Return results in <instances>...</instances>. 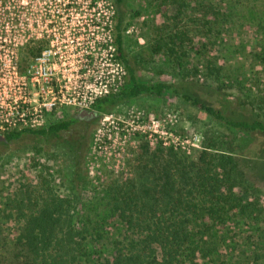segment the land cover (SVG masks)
<instances>
[{
	"label": "rangeland",
	"instance_id": "rangeland-1",
	"mask_svg": "<svg viewBox=\"0 0 264 264\" xmlns=\"http://www.w3.org/2000/svg\"><path fill=\"white\" fill-rule=\"evenodd\" d=\"M159 1L123 0L117 4L115 0H0V39L9 44L7 53L11 57L18 54L19 65L26 66L32 62L25 54L26 44L35 40L47 42L53 63L73 79L87 57L91 71L97 70L98 60L109 63L108 50L101 45L105 47L110 25L114 32L120 18L124 50L140 81L170 83L207 102L220 97V106L230 118L253 120L258 116L264 120V0H212L221 15L211 29L203 25L200 0H187L176 23L201 49L189 50L180 58L183 69L167 50L177 8L166 10ZM24 7L48 9L45 14L37 13L42 16L40 27L27 25ZM104 21L107 24L103 28ZM158 44L161 49L155 52ZM19 76L11 69L5 82L0 69V90L2 84L9 82L11 95L18 96ZM78 112L68 107L58 114L48 113L44 125ZM96 113L81 186L72 183L67 148L54 139L28 137L0 147V204L9 198L14 201L13 210L3 212L0 205V222L6 231L18 233L19 225L29 215L24 207L35 209L44 192L50 201L64 200L63 219L82 228L84 243L96 249L95 259L103 263L111 258L115 241L138 239L146 232L144 227L130 228L122 215H113L108 207L109 191L115 183L139 184L147 177L142 174L145 165H156L151 160L153 156L144 154L143 145H148L151 153L163 149L156 159L160 164L161 156L166 159L165 164L199 162L207 150L233 155L245 176V182L241 178L238 183L258 199L254 213L244 217L230 214L220 260L264 264V134L251 136L234 129L171 92L119 102L108 111ZM154 128L167 133L166 144L150 143L149 139L157 137L154 134L150 138ZM133 209L146 219L142 207ZM88 216L97 223H88ZM157 253L161 255L160 250Z\"/></svg>",
	"mask_w": 264,
	"mask_h": 264
},
{
	"label": "trees",
	"instance_id": "trees-1",
	"mask_svg": "<svg viewBox=\"0 0 264 264\" xmlns=\"http://www.w3.org/2000/svg\"><path fill=\"white\" fill-rule=\"evenodd\" d=\"M122 1L115 0L117 4ZM159 2L166 10L174 6L177 8V15L172 17L175 24L171 25L167 50L178 60L179 67L183 69L184 65L179 61L180 58L186 56L189 50L201 49L200 44L195 42L194 44L189 33L180 29L176 23L187 7V0ZM199 12L203 25L210 29L221 15L220 9L212 0H200ZM114 44L117 57L125 64L129 76L126 85L119 91L109 93L96 101L94 105L96 111L105 112L119 102L141 96L160 97L165 92H171L192 102L234 129L251 136L256 133L264 134L263 119L258 116L253 120L230 118L220 106V97L207 102L195 94L181 92L170 83L140 81L124 50L120 18L115 25ZM45 47L44 43H36L25 54L28 58L36 57ZM160 49L161 46L158 44L155 52ZM246 103L244 101V104ZM76 115L44 127L18 128L0 133L6 138L0 140V147H6L13 141L25 140L28 137L54 139L67 148L72 163L70 172L72 183L77 184L76 187L81 186L92 121L78 118ZM229 146V150L233 152L232 144ZM143 148L145 155L153 156L148 160L151 159L156 165L153 167L145 165L147 168L142 174L147 177L139 184L133 181H126L122 185L120 182L115 183L109 191L108 201V207L113 215L117 213L122 215L121 218L130 228H146V232L138 239L127 238L121 242L115 241L111 258H106L100 263L95 259L96 249L92 250L84 243V237L81 236L82 228L76 227L74 223H66L63 219L64 200L50 201L47 195L41 192L42 200L37 202L35 209L24 207L27 212L25 214L29 215L19 225L18 233L12 235L4 228V223L0 222V264H235L230 259L222 261L219 256L220 246L224 245V238L227 237L226 229L231 218L230 214L244 217L254 213L258 199L249 194L247 187L244 189L238 183L237 180L241 178L245 182V176L243 171L238 169L234 156L225 153L214 154L204 150L199 162L183 165L165 164L166 159L161 156L160 164L156 159L158 154L163 152L162 148H158L153 153L149 152L148 145H143ZM139 199L142 200V204L137 205ZM13 203L10 198L6 202L3 201L0 204L1 210L3 212L13 210ZM138 206L142 207L141 212L146 213V219L135 213L133 208ZM24 208L20 209L23 213ZM191 214L199 221L193 220L194 216ZM86 221L97 223V220L94 221L89 216ZM158 250L161 251L159 256Z\"/></svg>",
	"mask_w": 264,
	"mask_h": 264
},
{
	"label": "built area",
	"instance_id": "built-area-1",
	"mask_svg": "<svg viewBox=\"0 0 264 264\" xmlns=\"http://www.w3.org/2000/svg\"><path fill=\"white\" fill-rule=\"evenodd\" d=\"M40 8L43 10L40 13H47L46 7ZM40 19L42 16H38L37 13L34 17L30 15V19H26L29 21L27 25L34 28L40 27L43 23ZM34 23L36 24L34 25ZM105 24L107 23L104 21L103 28ZM113 31L110 25L109 41L106 42L105 47L104 44L101 45L104 50H108L109 63L106 65L103 59L98 60L96 62L97 70L92 69L91 71V61L87 57L73 79L64 75L53 63L51 60L52 50L48 47L47 42L35 40L26 44L28 49L36 43L46 45L41 54L31 58L32 62L26 66L24 63L19 65L18 54H13L12 57L8 54L9 44L5 39H0V69L4 75L3 80L6 82L5 77L7 78L11 69L16 75H20V81H18L20 93L18 96L11 95L12 90L9 87V82L2 84L0 90V133L18 128L44 127L46 126L44 125L46 114H58L68 107L77 111H95L94 105L99 98L117 92L125 86L129 76L128 69L117 57L114 44L115 27ZM22 66L24 68H21ZM143 132H146V129ZM154 132L150 134V138L154 134L157 137L156 140L149 139L151 144L154 142H160L163 145L167 143V133L163 129L160 131L154 128Z\"/></svg>",
	"mask_w": 264,
	"mask_h": 264
},
{
	"label": "flooded vegetation",
	"instance_id": "flooded-vegetation-1",
	"mask_svg": "<svg viewBox=\"0 0 264 264\" xmlns=\"http://www.w3.org/2000/svg\"><path fill=\"white\" fill-rule=\"evenodd\" d=\"M23 9H24L23 12H24L25 19H30V15H33V17H34L35 13H38L40 11L41 12L43 11L42 8H40V7H24ZM44 10H46V8H44ZM35 24L36 23H34V25ZM76 116L78 118H83V119H86V120L93 121L97 117V113L94 114V115H91V116H88V115L80 116V111H79Z\"/></svg>",
	"mask_w": 264,
	"mask_h": 264
},
{
	"label": "water",
	"instance_id": "water-1",
	"mask_svg": "<svg viewBox=\"0 0 264 264\" xmlns=\"http://www.w3.org/2000/svg\"><path fill=\"white\" fill-rule=\"evenodd\" d=\"M94 114H96V111H94V110H81L80 111V116H84V115L91 116ZM0 140H6V138L4 136L0 135Z\"/></svg>",
	"mask_w": 264,
	"mask_h": 264
}]
</instances>
